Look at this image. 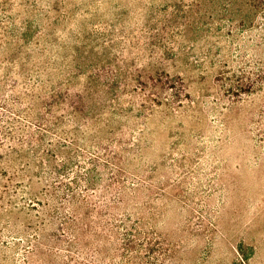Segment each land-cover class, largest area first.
Wrapping results in <instances>:
<instances>
[{"label":"rangeland","instance_id":"rangeland-1","mask_svg":"<svg viewBox=\"0 0 264 264\" xmlns=\"http://www.w3.org/2000/svg\"><path fill=\"white\" fill-rule=\"evenodd\" d=\"M0 264H264V0H0Z\"/></svg>","mask_w":264,"mask_h":264}]
</instances>
